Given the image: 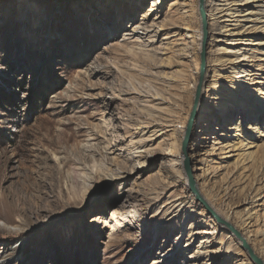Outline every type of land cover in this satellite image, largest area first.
I'll list each match as a JSON object with an SVG mask.
<instances>
[{"label":"rangeland","instance_id":"obj_1","mask_svg":"<svg viewBox=\"0 0 264 264\" xmlns=\"http://www.w3.org/2000/svg\"><path fill=\"white\" fill-rule=\"evenodd\" d=\"M170 1L0 0V264H254L187 186L181 144L202 32L198 0H175L193 11L174 21ZM255 5L257 26L241 21L234 46L207 16L186 156L202 197L264 263V3ZM174 33L191 47L181 63Z\"/></svg>","mask_w":264,"mask_h":264},{"label":"bare ground","instance_id":"obj_2","mask_svg":"<svg viewBox=\"0 0 264 264\" xmlns=\"http://www.w3.org/2000/svg\"><path fill=\"white\" fill-rule=\"evenodd\" d=\"M208 1V6H209V10H205L206 12V16H209L211 18H213L212 23L210 24V31L211 33L214 34H218L219 36L216 37L217 40L219 41H223V43H226L227 41L231 42L228 45H237L236 42L238 41L237 39L234 40L233 37H236L240 34H243V32H246L245 29L244 31H240V29H243V26H241V21H250V18L253 16L252 15V11H254L255 7H256V3H259L262 1V3H264V0H207ZM242 5H249L250 9H249V13L246 12L245 14L242 15V9L240 8ZM182 6H185V2L182 1L181 3L173 0L170 1L168 3V10L170 11L171 14V19L170 21H174V18H176V16L181 15V17L184 19L186 17V14L189 13L191 10L193 11V7L189 6L187 8L188 11H184V8L180 9ZM252 10V11H251ZM247 11V10H246ZM250 16V17H249ZM256 20V21H255ZM254 21H250V23H254V27H256L258 20L259 19H255ZM259 29H263L264 30V25H262L261 27H258ZM262 30V31H263ZM167 35H170V33H168ZM171 37L173 38V41L171 43V57L175 58L177 62H179V60L181 59H185L186 55L185 52L188 49H191V47L188 46L187 42H185L186 39V35L185 36H180V34H172ZM198 39L200 37V35L197 36ZM193 45H195V42H192ZM175 44H179L180 49L175 50ZM257 45V44H256ZM233 50V49H232ZM237 61V59H235ZM242 61V60H240ZM224 62H227V60H225ZM181 63V62H179ZM238 63V62H236ZM234 71V75H237L236 79H242L244 81L246 80H250L251 76L253 75L249 70H246L245 68H241V67H236L233 68ZM237 71V72H236ZM236 85H239L240 83L235 82ZM158 96V95H156ZM220 96V95H219ZM223 96V93L222 95ZM258 96H264V90H258ZM237 100V99H234ZM233 100H231V103ZM239 102V101H238ZM240 103V102H239ZM240 105V104H238ZM241 106V105H240ZM241 110V108H239ZM204 110V109H203ZM206 111H203V113H205ZM223 117V115L221 116V118ZM251 130H253V126H250ZM205 131L204 133H208V131L210 129H215L212 128L210 125H206L205 126ZM235 129V127L233 128ZM208 130V131H207ZM160 133V131H159ZM231 138H234V136H232ZM237 141H228L225 142L222 145L223 149H227L229 147H232L233 144H235ZM239 144V142H238ZM177 200H175V202H173L172 204H170V207L167 209V211L165 213H170V214H174L178 211L180 204L176 203ZM226 219V218H225ZM245 223V222H243ZM241 244V242H240ZM237 253H240V245L238 242V249L236 250ZM154 262H151V264H153Z\"/></svg>","mask_w":264,"mask_h":264},{"label":"water","instance_id":"obj_3","mask_svg":"<svg viewBox=\"0 0 264 264\" xmlns=\"http://www.w3.org/2000/svg\"><path fill=\"white\" fill-rule=\"evenodd\" d=\"M198 14L200 17V24H201V32H202V52L200 55V69H199V79L198 84L196 86V90L194 93V99L191 111L189 113V117L187 119V123L185 126V130L183 133V139L181 144V152L184 155L183 165L182 169L187 181V186L190 191V193L194 196L195 200L203 206V208L212 216V218L220 225L224 226L231 234H233L239 242H241V245L243 249L246 251L249 259L254 264H264L263 261L255 254L253 249L247 244L245 239L239 234V232L227 221L222 219L211 207L210 205L205 201V199L202 197L195 178L193 176L190 161L188 159L187 155V146L192 134L193 127L195 125V121L197 118V111L198 106L200 102V96H201V90H202V84H203V74L205 69V52H204V46L207 39V16L205 12V5L204 0H198Z\"/></svg>","mask_w":264,"mask_h":264}]
</instances>
